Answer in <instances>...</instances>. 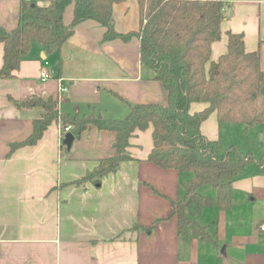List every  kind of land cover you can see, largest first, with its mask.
I'll list each match as a JSON object with an SVG mask.
<instances>
[{
    "label": "crops",
    "instance_id": "1",
    "mask_svg": "<svg viewBox=\"0 0 264 264\" xmlns=\"http://www.w3.org/2000/svg\"><path fill=\"white\" fill-rule=\"evenodd\" d=\"M20 2L0 0V27L17 25ZM223 12L210 60L227 51L229 31L242 33L246 51L258 52L264 73V0H230ZM71 16L69 6L65 21ZM112 23L121 33L137 31L138 0L115 3ZM104 31L96 20H83L58 51L46 53L33 43L16 75L0 78V264H264V232L258 228L264 220V173L254 162L232 182L229 209L212 206L194 214L209 235L203 238L177 231L171 200L182 196L189 176L147 159L151 125L130 136L133 158L99 179L89 173L114 153L112 130L88 125L66 148L57 118L35 143L12 148L29 136L44 111L16 104L31 96L52 97L59 112L110 118L124 117L128 102L167 103L151 64L140 59L138 37L104 39ZM206 106L193 101L189 111ZM221 124L212 111L200 130L220 144Z\"/></svg>",
    "mask_w": 264,
    "mask_h": 264
},
{
    "label": "trees",
    "instance_id": "2",
    "mask_svg": "<svg viewBox=\"0 0 264 264\" xmlns=\"http://www.w3.org/2000/svg\"><path fill=\"white\" fill-rule=\"evenodd\" d=\"M122 0H21L17 25L0 27L3 63L0 78L14 77L20 61L30 53L33 43L46 53L58 51L78 23L93 19L105 27L104 39H139L141 61L151 64L154 78L167 91V103H131L122 118L59 112L50 97L31 96L17 105L42 106V115L33 120L32 132L20 144H32L53 119L61 126L71 125L78 136L88 125L112 130L116 134L114 153L101 160L89 175L107 174L133 157L127 147L136 129L152 127L153 146L147 159L164 168L191 172L182 183L181 200H171L170 215L177 217V231L186 236L209 238L194 214L206 207L229 209L232 206V182L254 162L264 173V73L256 51H246L243 34L228 32L227 51L210 60L211 44L220 37L223 8L230 0H138L140 25L137 31L121 33L112 23L113 5ZM72 7L69 22L66 9ZM209 62L208 67L206 64ZM61 61L58 60V70ZM193 101L205 102L202 110L190 112ZM215 111L220 123H241L245 130L262 125V148L257 155L230 144L219 152L215 139L205 137L200 123ZM87 177V176H86ZM77 180L75 182H79ZM209 186L214 194L201 192Z\"/></svg>",
    "mask_w": 264,
    "mask_h": 264
},
{
    "label": "rangeland",
    "instance_id": "3",
    "mask_svg": "<svg viewBox=\"0 0 264 264\" xmlns=\"http://www.w3.org/2000/svg\"><path fill=\"white\" fill-rule=\"evenodd\" d=\"M261 91L264 93V83L261 85ZM261 124H256L244 130V125L241 123H222L220 127V144L219 152H223L227 147V141H232L241 149L248 147L253 155H257L262 148ZM246 146V147H245ZM245 150V149H243ZM189 177L192 176L191 172L186 173ZM201 192L205 194H213V190L209 186H203ZM182 197V196H181ZM178 198V201L181 200ZM194 219L195 216H193Z\"/></svg>",
    "mask_w": 264,
    "mask_h": 264
},
{
    "label": "built area",
    "instance_id": "4",
    "mask_svg": "<svg viewBox=\"0 0 264 264\" xmlns=\"http://www.w3.org/2000/svg\"><path fill=\"white\" fill-rule=\"evenodd\" d=\"M40 75H41L42 79H45L47 77V75H48L47 70L45 68H42L41 72H40ZM59 90L61 91V93L65 92L67 90V86H65L63 84L62 85L60 84ZM70 128H71V125H66L64 127L63 126L60 127V139L61 140L63 138L64 133L67 132V131H70ZM258 228H259V230L261 232H264V220L261 221L258 224Z\"/></svg>",
    "mask_w": 264,
    "mask_h": 264
},
{
    "label": "water",
    "instance_id": "5",
    "mask_svg": "<svg viewBox=\"0 0 264 264\" xmlns=\"http://www.w3.org/2000/svg\"><path fill=\"white\" fill-rule=\"evenodd\" d=\"M73 139L74 134L71 131H67L63 135L62 143L66 146V148H70Z\"/></svg>",
    "mask_w": 264,
    "mask_h": 264
}]
</instances>
